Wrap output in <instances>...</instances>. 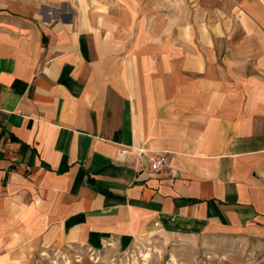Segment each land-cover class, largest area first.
Returning <instances> with one entry per match:
<instances>
[{
  "label": "crops",
  "instance_id": "crops-1",
  "mask_svg": "<svg viewBox=\"0 0 264 264\" xmlns=\"http://www.w3.org/2000/svg\"><path fill=\"white\" fill-rule=\"evenodd\" d=\"M193 1L0 6V264L262 247L264 16Z\"/></svg>",
  "mask_w": 264,
  "mask_h": 264
},
{
  "label": "rangeland",
  "instance_id": "rangeland-1",
  "mask_svg": "<svg viewBox=\"0 0 264 264\" xmlns=\"http://www.w3.org/2000/svg\"><path fill=\"white\" fill-rule=\"evenodd\" d=\"M58 0H0V6L5 5L8 2H18L19 4H26L28 6L33 5L38 10H42L41 6L45 4L54 5L59 8ZM63 1V0H59ZM181 1V0H180ZM190 2L191 0H187ZM185 1L179 2L178 5H182ZM105 2H100L98 4H104ZM198 2H192V4H197ZM205 11H215L218 10L224 14H227L228 11H234L236 14H239L240 23L242 26H246L245 21L248 20L245 18L243 13L244 9L247 10H257L262 13L264 16V0H200L198 3ZM177 9H180L177 7ZM228 21V19H224ZM230 26L236 25V23H229ZM226 41L233 39L231 34L226 35ZM262 247H259V243L247 242L244 245L233 244L225 247L223 249L210 250L207 253H202L199 257H196V261L200 264H264V242L260 243ZM163 245V248L160 247ZM165 244L160 242H147L140 246V261L139 264H168V256L164 254ZM238 247V248H235ZM143 250V251H142ZM149 251H152L153 256L150 255ZM225 252V253H224ZM88 257L91 256L90 253H87ZM86 254V255H87ZM91 258V257H90ZM99 258H92V261ZM125 260V259H124ZM108 264H138L136 258L125 260L122 263L121 258H112L108 261Z\"/></svg>",
  "mask_w": 264,
  "mask_h": 264
},
{
  "label": "built area",
  "instance_id": "built-area-1",
  "mask_svg": "<svg viewBox=\"0 0 264 264\" xmlns=\"http://www.w3.org/2000/svg\"><path fill=\"white\" fill-rule=\"evenodd\" d=\"M167 165L166 154H159L156 157L152 158L149 162V171L151 173H156L162 170Z\"/></svg>",
  "mask_w": 264,
  "mask_h": 264
}]
</instances>
